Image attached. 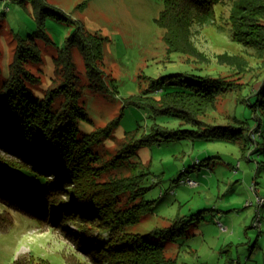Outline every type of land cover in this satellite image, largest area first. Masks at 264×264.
<instances>
[{
	"label": "rangeland",
	"instance_id": "obj_1",
	"mask_svg": "<svg viewBox=\"0 0 264 264\" xmlns=\"http://www.w3.org/2000/svg\"><path fill=\"white\" fill-rule=\"evenodd\" d=\"M46 1L79 20L86 31L104 38L99 60L105 73L106 87L102 90L91 85L81 54L73 50L82 88L80 101L87 113V119L78 123L79 132L91 133L118 119L111 135L98 148L105 161L117 154L126 133L135 140L150 139L131 161L140 162L137 174L142 175L143 196L152 201V210L128 229L147 233L201 211V218L195 217L186 225L183 235L163 241L166 255L176 257V264H264V204L258 201L264 197V95L256 93L264 78V57L232 38L229 17L234 0L217 4L212 22L193 24V41L205 59L169 51L164 29L155 20L164 0ZM36 29L30 3L0 0V84L9 77L18 38H29ZM46 29L52 43L37 39L41 60L25 63L36 78L34 83L28 81V86L40 98L61 82L55 58L75 27L48 17ZM223 53L237 55L245 63H220L218 55ZM177 73L189 81L209 74L233 83L234 90L221 97L216 109L202 119L214 124L250 126L248 133L253 139L245 153L238 143L225 140H152L158 133L155 129L174 130L188 125L174 116L156 114L147 102H126L141 95L152 80ZM159 137L162 138L158 134ZM116 171L129 175L123 163L103 173L101 182ZM183 171L187 172L179 179ZM187 178L197 185L185 183ZM33 179L41 184L39 178ZM133 201L129 192L120 193L117 207L127 208ZM0 212H8L14 220L9 230L0 231V264H11L20 255L44 258L51 264H71L70 257L95 264L81 250V239L88 235L105 241L110 236L104 225L86 221L83 229L72 221L63 223L65 227L45 221L40 226L35 219L1 201Z\"/></svg>",
	"mask_w": 264,
	"mask_h": 264
},
{
	"label": "trees",
	"instance_id": "obj_2",
	"mask_svg": "<svg viewBox=\"0 0 264 264\" xmlns=\"http://www.w3.org/2000/svg\"><path fill=\"white\" fill-rule=\"evenodd\" d=\"M19 1L31 4L37 29L29 38H18L9 77L0 84V201L35 219L40 226L43 221L53 226L60 223L61 227L72 221L81 229L86 226L84 221L90 225H104L103 229L109 230L108 240L88 235L81 239V250L95 264H176V257L166 255L163 241L183 235L186 225L195 217L201 218V211L189 219L178 217L169 226L156 227L147 233L128 229L152 210V201L145 200L143 196L142 175L137 174L140 162L131 161L139 147L150 139L135 140L126 133L117 154L105 161L98 148L103 139L111 135L118 119L91 133L79 132L78 123L87 119V113L80 101L82 88L73 50L81 54L91 85L102 90L106 87L105 73L99 60L102 59L104 38L86 31L79 20L46 0ZM222 2L164 0L155 20L164 29L169 51L205 59V54L193 41L192 27L195 22H212L216 16V5ZM48 17L74 25L75 29L66 38L64 46L58 48L55 58L56 73L61 74V82L50 87L40 98L28 86V81L34 83L36 78L25 63L41 60L40 49L35 43L37 39L52 43L46 29ZM263 19L264 0L233 1L229 17L232 38L252 48L262 58ZM218 60L231 66L245 63L241 57L228 53L218 55ZM196 77L197 80L189 81L184 74L177 73L154 79L148 89L139 96L130 97L126 103L140 105L147 102L156 114L174 116L188 125L174 130L155 129L162 138L156 135L153 141L185 137L225 140L238 143L245 153L253 139L248 133L250 126L214 124L202 119L216 109L221 97L234 90L233 83L209 74ZM156 91H160L158 96L154 95ZM256 93L264 95V78ZM123 163H126L129 175L116 171L117 174L111 175L109 180L101 182L103 173ZM186 172H181L179 179ZM33 178H39L41 184ZM123 192H129L134 199V204L127 208L117 207V196ZM13 224L12 215L0 212V231L9 230ZM69 260L71 264H86L73 257ZM11 264L51 262L20 255Z\"/></svg>",
	"mask_w": 264,
	"mask_h": 264
},
{
	"label": "built area",
	"instance_id": "obj_3",
	"mask_svg": "<svg viewBox=\"0 0 264 264\" xmlns=\"http://www.w3.org/2000/svg\"><path fill=\"white\" fill-rule=\"evenodd\" d=\"M185 183H188V184L191 185V186H195V185H197V182L194 181V180L191 179V178H187V179L185 180ZM258 201H259V204H264V197H259V198H258Z\"/></svg>",
	"mask_w": 264,
	"mask_h": 264
}]
</instances>
